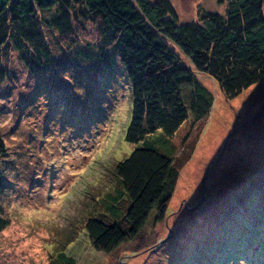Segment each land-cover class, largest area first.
I'll list each match as a JSON object with an SVG mask.
<instances>
[{
  "label": "rangeland",
  "instance_id": "obj_1",
  "mask_svg": "<svg viewBox=\"0 0 264 264\" xmlns=\"http://www.w3.org/2000/svg\"><path fill=\"white\" fill-rule=\"evenodd\" d=\"M167 1L179 25L225 10L216 0ZM83 29L47 36L50 62L34 72L12 46L0 51V264H47L65 237L77 264H264V79L229 100L196 72L212 105L175 153L191 155L164 218L151 212L139 237L110 253L91 248L82 225L119 188L114 165L144 146L124 140L131 90L119 57L92 25Z\"/></svg>",
  "mask_w": 264,
  "mask_h": 264
},
{
  "label": "trees",
  "instance_id": "obj_2",
  "mask_svg": "<svg viewBox=\"0 0 264 264\" xmlns=\"http://www.w3.org/2000/svg\"><path fill=\"white\" fill-rule=\"evenodd\" d=\"M216 1L225 6L223 14L203 11L195 23L179 25L167 0H0V51L12 46L29 72L50 62L47 36L62 39L88 23L102 45L114 48L129 80L130 118L123 136L144 147L114 165L119 188L106 196L104 213L82 225L95 251L110 253L135 240L151 212L156 221L164 218L179 171L191 155L176 158L175 153L189 146L192 129L212 105L194 72L213 79L229 100L264 79V0ZM5 75L0 52V82ZM5 155L0 135V160ZM2 181L0 172V208ZM5 227L0 213V232ZM69 238L47 264H77L63 250Z\"/></svg>",
  "mask_w": 264,
  "mask_h": 264
},
{
  "label": "bare ground",
  "instance_id": "obj_3",
  "mask_svg": "<svg viewBox=\"0 0 264 264\" xmlns=\"http://www.w3.org/2000/svg\"><path fill=\"white\" fill-rule=\"evenodd\" d=\"M69 257V256H68Z\"/></svg>",
  "mask_w": 264,
  "mask_h": 264
}]
</instances>
